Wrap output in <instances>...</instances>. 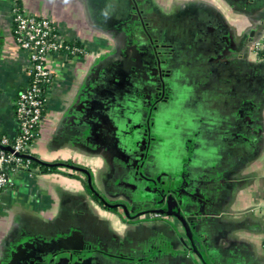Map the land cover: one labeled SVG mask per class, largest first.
<instances>
[{
  "label": "crops",
  "instance_id": "0c3cea01",
  "mask_svg": "<svg viewBox=\"0 0 264 264\" xmlns=\"http://www.w3.org/2000/svg\"><path fill=\"white\" fill-rule=\"evenodd\" d=\"M13 2L96 52L46 59L52 83L31 153L88 170L128 216L93 199L81 172L15 173L0 192V264H264V0H0V137L10 140L28 78ZM145 24L169 48L173 91L144 158L117 118L107 128L101 91L122 48L152 39ZM161 184L185 223L136 218L160 203Z\"/></svg>",
  "mask_w": 264,
  "mask_h": 264
},
{
  "label": "flooded vegetation",
  "instance_id": "af4514ba",
  "mask_svg": "<svg viewBox=\"0 0 264 264\" xmlns=\"http://www.w3.org/2000/svg\"><path fill=\"white\" fill-rule=\"evenodd\" d=\"M149 18L150 16L144 18L142 17L141 19L143 21L147 20L146 22H148L150 21ZM145 27L147 31L145 29L143 33L146 34L148 39L149 34L150 38H152V36H157V33L154 31L150 33L149 29L151 26L145 24ZM146 40L143 38L139 39L137 43L139 46L138 48H122L124 51V56H122V58L117 61L116 64L114 63V65H111L115 66V70H113L112 74L108 73V75H114V83H112L113 81L107 82V86H105V89L101 91L106 97L105 104L107 105V110H110L108 112V115L110 116L108 119L109 122L106 123L108 126L107 128L111 127V118L114 121L117 118L119 122H121V124H119V133L122 132L123 137H125L127 140V134L130 135L131 146H129V148L131 147L130 149L133 151L135 150L140 152L141 155L144 154V158L147 157L149 146L151 144V125L155 122V120L157 121L160 119L161 121L164 119L165 104L170 100L167 95L173 91L170 78L171 69H168L166 65V58L168 56L167 53H169V48L165 45V43H163L165 40L159 42L157 39H154V37L149 41ZM125 41H127L126 37ZM126 54H134L135 59H137V63L131 66L128 65ZM178 86H176V88H178ZM102 103H104V101ZM114 106L120 109L118 111L119 113L117 117H114L111 114V109ZM129 107H133L135 109L133 114L128 112ZM124 108L126 109V112H124ZM122 125L125 127H122ZM129 126L135 127L133 130L127 131L130 128ZM123 147L127 148L128 146L125 143ZM86 171L91 177L93 191H90L87 185V176L84 173L81 174L85 176L86 188L97 198L96 201L108 209L122 208L124 213L128 216V210L125 206L108 203L100 196L98 191H96L95 187L93 186L92 175L88 170ZM160 188H162L163 191L161 193L160 203L153 208L145 209L138 214H135L136 218L143 217L145 215L144 217L147 216L149 220H153L169 215V198L173 199L174 194H172L170 191L166 192L163 190L166 189L164 184H161ZM172 206L175 212L179 211L177 205L175 206L174 202Z\"/></svg>",
  "mask_w": 264,
  "mask_h": 264
},
{
  "label": "built area",
  "instance_id": "2783aa9c",
  "mask_svg": "<svg viewBox=\"0 0 264 264\" xmlns=\"http://www.w3.org/2000/svg\"><path fill=\"white\" fill-rule=\"evenodd\" d=\"M11 18V32L15 45L25 58L28 78L26 87L15 101L18 134L13 140L0 137V146L12 150L11 153L0 151V192L10 185V177L3 172L4 165L14 162L24 170L30 169V159L24 157H32L30 149L38 135L47 104L46 93L52 83L46 59L60 54L67 58L86 57L89 54L84 46L64 39L53 21L24 13L16 2L11 5ZM256 50H259V46H256ZM262 246L264 249V240Z\"/></svg>",
  "mask_w": 264,
  "mask_h": 264
},
{
  "label": "water",
  "instance_id": "95a60500",
  "mask_svg": "<svg viewBox=\"0 0 264 264\" xmlns=\"http://www.w3.org/2000/svg\"><path fill=\"white\" fill-rule=\"evenodd\" d=\"M0 149L3 150V151H6L8 153H11L12 150L10 147H1L0 146ZM18 156V155H17ZM24 158H27V159H30V160H33L35 162H37L39 165L43 166V167H49V168H52V167H55V166H63L65 165V168H69L70 170L72 171H78V172H81V173H84L86 176H87V185L90 189V191H93V188H92V185H91V177L89 175V173L86 171V170H83V169H80L78 167H74V166H68L66 164H48L42 160H40L39 158L37 157H29V156H25ZM173 199L172 198H169V208H168V214L169 215H172V216H176L180 219V221H182L183 223H185V218L184 216L180 213V211L178 212H175L173 210ZM125 212H126V209H125ZM153 212H160V211H153ZM187 220H190V219H187Z\"/></svg>",
  "mask_w": 264,
  "mask_h": 264
},
{
  "label": "trees",
  "instance_id": "16d2710c",
  "mask_svg": "<svg viewBox=\"0 0 264 264\" xmlns=\"http://www.w3.org/2000/svg\"><path fill=\"white\" fill-rule=\"evenodd\" d=\"M75 44L78 45V46L81 45L79 42H76ZM43 115H44V113H43ZM0 151H1V149H0ZM30 154H31L32 157H36L31 152H30ZM24 162H25V159H24ZM29 167H30V169L24 170L21 167H18L14 162H11L9 164L4 165L3 172L8 177L13 176L15 173L26 172V171L29 172V171H31L33 169H36V168L40 169L41 172H43V173H54V172H58L59 168H65V165H63V166H55V167L49 168V167H43V166L39 165L37 162H35L33 160H30ZM84 184H85V181H84ZM91 195H92L93 199L97 200V198L93 194H91Z\"/></svg>",
  "mask_w": 264,
  "mask_h": 264
},
{
  "label": "rangeland",
  "instance_id": "374dc122",
  "mask_svg": "<svg viewBox=\"0 0 264 264\" xmlns=\"http://www.w3.org/2000/svg\"><path fill=\"white\" fill-rule=\"evenodd\" d=\"M43 17H45V18H47V19H50L51 21H53L51 18H49V17H46V16H43ZM58 32H59V30H58ZM60 33V32H59ZM61 34V33H60ZM87 48V47H86ZM87 50V49H86ZM89 50V54L85 57V58H88L89 57V55L90 56H92V55H95L96 54V52L94 51V49H88ZM84 57H80V58H84ZM93 186H94V184H93Z\"/></svg>",
  "mask_w": 264,
  "mask_h": 264
}]
</instances>
